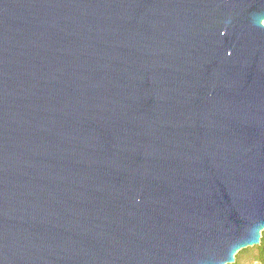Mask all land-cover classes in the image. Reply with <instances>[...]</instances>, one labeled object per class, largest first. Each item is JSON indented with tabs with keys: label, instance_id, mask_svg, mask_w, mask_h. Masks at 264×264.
Returning <instances> with one entry per match:
<instances>
[{
	"label": "water",
	"instance_id": "water-1",
	"mask_svg": "<svg viewBox=\"0 0 264 264\" xmlns=\"http://www.w3.org/2000/svg\"><path fill=\"white\" fill-rule=\"evenodd\" d=\"M264 230V0H0V264H226Z\"/></svg>",
	"mask_w": 264,
	"mask_h": 264
},
{
	"label": "trees",
	"instance_id": "trees-1",
	"mask_svg": "<svg viewBox=\"0 0 264 264\" xmlns=\"http://www.w3.org/2000/svg\"><path fill=\"white\" fill-rule=\"evenodd\" d=\"M254 253L251 256V260L255 261L257 264H264V230L261 231V237L259 243L253 248ZM239 251L236 252L238 254ZM235 254V260L232 264L237 263V258Z\"/></svg>",
	"mask_w": 264,
	"mask_h": 264
},
{
	"label": "rangeland",
	"instance_id": "rangeland-1",
	"mask_svg": "<svg viewBox=\"0 0 264 264\" xmlns=\"http://www.w3.org/2000/svg\"><path fill=\"white\" fill-rule=\"evenodd\" d=\"M255 246L256 245L247 246L245 248L240 249V252L236 254V258H237L236 264H257L255 261L251 260V256L253 255L252 253H254L253 248ZM232 263H226V264H232Z\"/></svg>",
	"mask_w": 264,
	"mask_h": 264
}]
</instances>
